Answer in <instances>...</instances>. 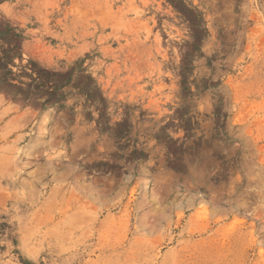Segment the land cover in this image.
<instances>
[{"label": "rangeland", "instance_id": "374dc122", "mask_svg": "<svg viewBox=\"0 0 264 264\" xmlns=\"http://www.w3.org/2000/svg\"><path fill=\"white\" fill-rule=\"evenodd\" d=\"M0 264H264V0H0Z\"/></svg>", "mask_w": 264, "mask_h": 264}]
</instances>
